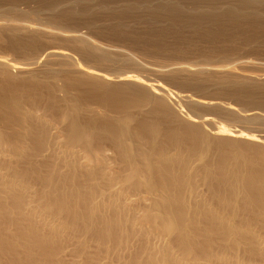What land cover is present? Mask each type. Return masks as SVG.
Listing matches in <instances>:
<instances>
[{"label": "bare ground", "instance_id": "bare-ground-1", "mask_svg": "<svg viewBox=\"0 0 264 264\" xmlns=\"http://www.w3.org/2000/svg\"><path fill=\"white\" fill-rule=\"evenodd\" d=\"M24 1L36 6H0V264H264V133L253 130L262 111L176 92L140 74L151 66L137 53L75 29L94 20L77 14L106 11L130 33L133 20L113 13L145 12L131 18L155 50L185 26L206 30L209 46L248 44L263 40L264 0ZM238 21L247 32H230ZM223 46L200 48L199 64L152 71L263 108L264 77L212 65L229 62ZM204 108L251 127L197 114Z\"/></svg>", "mask_w": 264, "mask_h": 264}, {"label": "rangeland", "instance_id": "rangeland-1", "mask_svg": "<svg viewBox=\"0 0 264 264\" xmlns=\"http://www.w3.org/2000/svg\"><path fill=\"white\" fill-rule=\"evenodd\" d=\"M5 1V2H4ZM15 1H17V0H15ZM20 1V2H19ZM23 1L24 0H18V2H19V4H17V5H19L21 8H25V9H27V8H33V7H35L36 6V3H34V2H31V1H24V3H23ZM56 1H58V0H56ZM8 2H13V0H0V3H2V4H0V6H7L6 4H11V3H8ZM17 2V3H18ZM25 2H27V3H25ZM4 3V4H3ZM23 3V4H22ZM33 3L35 4V6L33 5ZM183 3V2H182ZM186 3H188V2H184L183 4H186ZM30 4V5H29ZM190 6H192L191 4H189ZM188 4L187 5H185V6H189ZM30 6V7H29ZM32 6V7H31ZM190 6L188 7L189 9H190ZM124 11H122V12H120L119 13V11H118V13H116V12H111V13H113V14H117L119 17V20H121L122 18L121 17H124L126 20H128V21H125V20H123L122 19V21H124V22H126V23H128V22H130L131 20H133L132 22H130L131 24H130V26H131V29H129V31H133L134 30V33L132 32H130V33H128V31H126L125 32V34L124 33H120V32H117V30L116 29H113V27H114V23L113 22H116L117 20L115 19V21L112 19H110V17L112 16V14H110V13H108V12H106V11H102V12H96V11H91V12H82V13H80V14H77V15H79V16H81V17H89V16H91L92 18H91V21H92V19H94L95 21L97 20V24H96V22L93 20L92 21V24H91V26L90 25H88V26H86L87 24L85 23V22H82L83 23V25H84V23L86 24V25H82V24H80V23H77L78 25L80 24V26H78L77 24L75 25L76 26V28L75 29H77L78 31L80 30V32H84V33H86V34H88V35H90L92 38H94L96 41H99L101 44H104V45H110V46H115V47H118V48H122V49H124V50H130V51H132V52H134V53H137L138 55H140V57L142 58V60H145L150 66H151V68L150 69H140V71H139V73L140 74H142V75H144V76H148V77H150L151 79L153 78V79H157V80H159V81H161L162 83H164V84H166L167 86H169L171 89H173L174 91H176V92H179V93H187L188 92V94H191V95H193L194 97H199V95L200 96H202V97H209V98H215V100H217V101H223L225 104L226 103H231V104H233L234 106H236L238 109H240L241 107L245 110H243L242 108H241V110H243V113L245 112V113H247V114H256V112H260L261 113V111H262V113L264 114V107L262 108L261 107V109H260V106L259 105H257V104H252V105H245V104H241V103H239V102H237L235 99H233L231 96H228V95H225V94H221V95H219V92H218V90L217 89H215L216 88V86L214 85V83L212 82L211 84L209 83V85H208V87L206 88L207 90L209 89V91L211 90V94H209L207 91H196V89H194L193 87L191 88L190 86H185V87H182L181 85H179V84H176V83H171L170 81H168L163 75H160V73L158 74H156V71L155 70H153L152 71V68L154 67V68H159V69H166V67L167 68H169V67H172V66H178V65H189V64H199V63H201V58L203 57V53H202V51L204 50L205 52H207V51H209V53L211 54H213L214 52H215V54H216V51H213V50H220V48H221V46L222 45H224L223 46V50L225 49H227V51H229L230 52V54H232V55H230L229 54V52L227 53L226 51H224V53L226 54L225 56H228L229 55V60L228 59H225V60H228L229 62L227 63V62H218L219 60L221 61V59H218L217 58V62H213L212 63V65L213 64H215V65H224L225 63L226 64H231V65H229L230 67H232L233 66V68H235L239 73H241V74H243V75H247V76H252V77H255V78H262L263 79V77H264V35H263V37H262V39L263 40H261V37H260V39H256V40H258L257 42H254V38L252 37V41L250 42L249 41V43L247 44L246 43V41L245 42H243L244 40H245V38H241V36H240V39H241V41L243 42V44L244 45H242L241 44V41L238 39L236 42H232V43H226L227 45H225V43H222V42H218L217 41V39H216V41H217V43L219 44V47H215V46H218L217 45V43H216V45L215 44H210V46L209 45H207V43H212V41L214 42V40H213V38H212V41H211V37L209 38V36H207L206 34H205V32H206V30H204V29H202V34L200 33L201 32V26H199L200 27V31H199V29L197 30V29H195V28H193V26H190V27H187V26H185V27H183L182 29H180V31H181V33H184V29L185 28H187V31H190L191 30V32H188L189 34H187L186 35V32L187 31H185V35L184 34H181L180 32H179V34H178V31L176 30V32H174V30H172L171 31V29H164L162 32H165V34L167 35L166 37H168L169 35H171V34H173V32H174V34L173 35H177V36H179L180 38H181V41L179 40L178 41V39H179V37H177L176 36V38L174 37V36H172V37H174L175 38V40L177 41V44L180 42L181 44H186V45H181L180 43V45L178 44H176V42H175V40H174V38L172 39V38H166V43L168 42L169 43V41H171V39H172V41L174 42H170L169 44L167 43V45H165L166 43L164 42V45L162 46V44L160 45V46H162V48L165 46L166 47V49L167 48H170V50L171 49H173V47L175 46L176 48L178 47V49H176L175 47V49L173 50V51H175L174 53H171V52H168V54L166 53L167 51H170V50H166V49H164V51H166L165 53L163 52V49L161 50L160 48L159 49H157L156 48V50H155V47L154 46H152L153 45V41H151V40H149L150 38V36H149V34L147 33V36L145 35L146 34V30H149V28L147 29V27H146V30H144L145 29V26L143 25V24H141L142 25V27H141V30H140V24L138 23V22H136V24H135V26H137L138 27V29L136 30V27L134 26V23L133 22H135L137 19L135 18L137 15H139L141 12H138V13H136V15H135V12H134V14H132L133 12H124ZM130 14V16H129V14ZM146 14H148V13H146ZM145 14V12H143V14H141V15H139V16H142V15H146ZM93 15H95V16H93ZM117 15H116V17H117ZM128 15V16H127ZM131 15H135L134 17L133 16H131ZM94 17V18H93ZM131 17H133L134 19H136V20H134L133 18H131ZM138 17V16H137ZM121 18V19H120ZM131 20H130V19ZM209 20H211V19H209ZM208 22V19H206V20H203L202 22ZM190 22H192V21H190ZM202 22H201V25H202V27L204 28L205 27V29L208 27L206 24H204L205 26H203V24H202ZM210 22V21H209ZM208 22V23H209ZM211 23V22H210ZM239 21L238 22H235L234 23V25L236 26V28H235V26H227L229 29H230V32L232 31V32H234V29H236L235 30V32L237 31V32H239V30L238 29H240V32H241V34H243V33H245V32H247L246 31V29H244L245 27H243V26H240L239 28H238V26H239ZM100 24V25H99ZM102 24V25H101ZM129 24V23H128ZM138 24V25H137ZM212 24H214V23H211L210 25V27L211 28H213V30L210 28V27H208L207 29V33H209V28H210V33H214L215 32V30H214V28L216 27V25L214 24V27H213V25ZM209 25V24H208ZM238 25V26H237ZM90 26V27H89ZM132 26L135 28V29H133L132 28ZM144 26V27H143ZM156 26V25H155ZM155 26H153V29H155V31L157 32V28L155 27ZM196 26V25H195ZM194 26V27H195ZM197 26V27H198ZM89 27V28H88ZM196 27V28H197ZM198 27V28H199ZM227 27H225V28H223L224 30L227 28ZM115 28V27H114ZM144 28V29H143ZM160 28V27H159ZM193 28V29H192ZM233 28V29H232ZM238 28V29H237ZM142 29L144 30V31H142ZM152 29V28H151ZM152 29V30H153ZM189 29V30H188ZM195 29V30H194ZM217 29H221L223 32H224V30L222 29V28H218L217 27ZM216 29V31L218 32L219 30H217ZM229 29L227 30H225V32L226 31H229ZM93 30V31H92ZM193 30H194V32H193ZM204 30V31H203ZM220 30V31H221ZM96 33H95V32ZM112 31V32H111ZM116 31V32H115ZM138 31V32H137ZM141 31V32H140ZM151 31V30H150ZM159 31V30H158ZM196 31H199V32H196ZM116 33V35L118 36H116L115 35V33ZM140 32V33H139ZM142 32H144L143 34H142ZM193 32V33H192ZM197 34H196V33ZM118 33V34H117ZM127 33V34H126ZM168 33H169V35H168ZM190 33H192V34H190ZM196 34V35H193V34ZM120 34V35H119ZM132 34V35H131ZM142 34V36H138V35H141ZM155 35L156 33L154 32V30L152 31V35ZM240 34V33H239ZM126 35V36H125ZM181 35H184V38H185V41H187V42H185L184 41V39H182V36ZM189 35H193V40L191 39L192 38V36L191 37H188ZM199 35V36H198ZM202 35H206L205 36V38H204V36L202 37ZM133 36V37H132ZM147 38H146V37ZM149 36V37H148ZM196 36V37H195ZM201 36V37H200ZM120 37V38H119ZM135 37V38H134ZM144 37V38H143ZM152 37V36H151ZM186 37H187V39H186ZM198 37H200V39H202V40H200ZM196 38V39H195ZM130 39V40H129ZM142 39V40H141ZM170 39V40H169ZM192 41H191V40ZM198 39L200 40V42L198 41ZM205 39V40H204ZM208 39V40H207ZM244 39V40H243ZM251 39V38H250ZM254 39V40H253ZM136 40V41H135ZM138 40H140V41H142V42H140V43H137V42H139ZM144 40H145V42H144ZM167 40H169V41H167ZM197 40V42L199 43V44H197V42H195ZM261 40V41H260ZM209 41V42H208ZM260 41V42H259ZM185 42V43H184ZM189 42H192V43H194L195 44V46L193 45V44H191V43H189ZM240 42V43H239ZM254 42V43H253ZM58 43H60V44H58ZM56 45L58 46H63L62 45V43L61 42H58ZM126 43V44H125ZM134 43V44H133ZM139 44V45H137V44ZM172 43L173 44H176V45H172ZM201 43V44H200ZM222 43V44H221ZM237 43H239V44H237ZM246 43V44H245ZM252 43V44H251ZM190 44V45H189ZM221 44V45H220ZM240 44H241V46H240ZM142 45V46H141ZM152 47H151V46ZM170 45V47H167V46H169ZM189 45V46H188ZM192 45L195 47V48H193L192 47ZM197 45V46H196ZM201 45V47H199V46ZM205 45H207V48H208V50H206L207 48H206V46ZM212 45H215L214 47L212 46ZM250 45V46H249ZM146 46V47H145ZM179 46H182L183 48L185 47V50L184 51H181V49H183L182 47H181V49L179 48ZM195 50H193L191 47ZM205 46V47H204ZM244 46V47H243ZM249 46V47H248ZM65 47H67V46H65ZM127 48V49H125V48ZM164 47V48H165ZM202 47H204V49L202 48ZM241 47V48H240ZM3 48V47H2ZM120 48V49H121ZM142 48V49H141ZM150 48V49H149ZM187 48H190V49H188V51H187ZM200 48H202L203 50H201ZM231 48H233V49H231ZM137 49V50H136ZM145 51H144V50ZM180 49V51H178ZM192 49V50H191ZM197 49V50H196ZM221 49V50H222ZM241 49V50H240ZM245 49V50H244ZM247 49V50H246ZM255 49V50H254ZM147 50H149V51H147ZM155 50V51H154ZM161 50V51H160ZM191 50V51H190ZM199 50V51H198ZM1 51H3V50H1ZM0 51V52H1ZM136 51V52H135ZM153 51V52H152ZM172 51V50H171ZM172 51V52H173ZM187 51V52H186ZM240 51V52H239ZM262 51V52H261ZM141 52V53H140ZM179 52H180V54H179ZM184 54H183V53ZM185 52H186V55H185ZM199 52V53H198ZM235 52V55L233 54ZM258 52H260V53H258ZM2 53H4V52H2ZM145 55H144V54ZM147 53V54H146ZM150 53V54H149ZM162 53V54H161ZM170 53V54H169ZM240 53V54H239ZM178 54H179V57H178ZM191 54V55H190ZM192 54H193V56H192ZM200 54V55H199ZM217 54H220V52H217ZM222 54H223V52H222ZM237 54V55H236ZM159 55V56H158ZM163 55V56H162ZM166 55V56H165ZM176 55H177V57H176ZM189 55V56H188ZM196 55V56H195ZM201 55H202V57H201ZM12 57H16L15 55H11ZM10 56V57H11ZM77 56V58L81 61V62H84V60L82 59V58H80V55H76ZM168 56V57H167ZM184 56H186V57H184ZM192 56V57H191ZM195 56V57H194ZM220 56V55H219ZM222 56V55H221ZM231 56V57H230ZM170 57H172L171 59H170ZM201 57V58H200ZM235 57V58H234ZM241 57H244V58H242L241 59ZM249 57V58H248ZM90 58V57H89ZM140 58V59H141ZM196 58V59H195ZM198 58V59H197ZM200 58V59H199ZM220 58V57H219ZM227 58V57H226ZM248 58V59H247ZM90 59H93L94 61L96 60V58L94 59V57L92 58H90ZM151 59H153V60H151ZM164 59V60H163ZM238 59H240L241 61L243 60V61H248L249 60V63H253L252 65H249V66H244L242 63H241V61L240 60H238ZM98 60V59H97ZM167 60V61H166ZM200 60V61H199ZM252 60V61H251ZM151 61V62H150ZM163 61V62H162ZM199 61V62H198ZM231 61V62H230ZM96 62V61H95ZM95 62H90V64H92V65H94V66H96V65H98L97 67H104V64H102L101 62V65L100 64H98L99 63V60H98V63L96 64ZM243 65V66H241V64ZM220 63V64H219ZM238 64V65H237ZM113 65V64H112ZM112 65L111 66H109L110 68H108L107 67V69H109V71L110 72H115V73H117V72H120V70H122L123 68L121 67H116L115 65H113L114 66V68H112ZM234 65H235V67H234ZM116 67V68H115ZM238 67V68H237ZM244 67V68H243ZM120 69V70H119ZM124 70V69H123ZM142 70V71H141ZM151 71V72H150ZM138 72V71H137ZM248 74H250V75H248ZM261 74V75H260ZM250 76V77H251ZM166 79V80H165ZM187 87V88H186ZM212 88H213V90H215V92L213 93L212 92ZM187 89V90H186ZM189 89V90H188ZM218 92V93H217ZM202 93V94H201ZM206 93H208V94H206ZM205 95V96H204ZM235 100V101H234ZM237 102V103H236ZM236 103V104H235ZM259 107V108H258ZM184 109H185V111L186 112H191V110H190V108H188L187 106H184L183 107ZM249 109H251V110H249ZM240 110V111H241ZM247 111V112H246ZM254 111H256V112H254ZM242 112V111H241ZM252 112H254V113H252ZM185 113V112H184ZM191 113H193V112H191ZM197 114H200V115H207V116H210V115H212V117H216L217 118V120L219 121V120H221L222 122H224V123H226V124H228V125H231L233 128L235 127V128H238V129H245V128H247V126L248 125H245V123H244V125H245V128H243L242 127V125H243V123H242V125H241V122H234V121H231V120H227V119H225V118H223V117H219V115H217V114H215V113H213V111H211V110H209V109H203L201 112H197ZM226 120H227V122H229V123H227L226 122ZM234 125V126H233ZM231 127V128H232ZM250 127L251 126H249V128H247L246 130H249L250 129ZM234 128V129H235ZM253 128V127H252ZM255 129H253V130H255L254 132L255 133H257V134H261V133H264V126L263 127H258V128H256V127H254ZM253 130H252V132H253Z\"/></svg>", "mask_w": 264, "mask_h": 264}]
</instances>
